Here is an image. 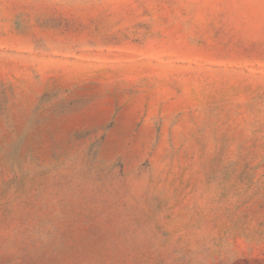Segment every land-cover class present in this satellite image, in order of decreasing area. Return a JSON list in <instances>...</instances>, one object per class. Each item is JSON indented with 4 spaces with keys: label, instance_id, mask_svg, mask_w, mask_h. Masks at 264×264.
Segmentation results:
<instances>
[{
    "label": "rangeland",
    "instance_id": "1",
    "mask_svg": "<svg viewBox=\"0 0 264 264\" xmlns=\"http://www.w3.org/2000/svg\"><path fill=\"white\" fill-rule=\"evenodd\" d=\"M0 264H264V0H0Z\"/></svg>",
    "mask_w": 264,
    "mask_h": 264
}]
</instances>
